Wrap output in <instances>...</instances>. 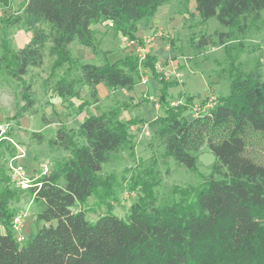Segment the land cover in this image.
<instances>
[{
  "label": "trees",
  "instance_id": "16d2710c",
  "mask_svg": "<svg viewBox=\"0 0 264 264\" xmlns=\"http://www.w3.org/2000/svg\"><path fill=\"white\" fill-rule=\"evenodd\" d=\"M168 1L23 0L17 10L0 18V73L17 80L23 100L13 119L34 105L31 85L23 76L30 67L42 65L44 46L50 40L51 72L68 65L53 90L70 108V99L78 97V85L89 86L88 97L94 102L98 83L131 90L140 80V67H146L160 85L163 113L149 120V126L165 155L194 169L195 153L206 142L215 157L212 174L196 188L181 191L183 201L158 207L149 199L132 206L124 218L106 213L91 223L83 210L74 208L101 186L102 164L110 152L129 141L130 126L137 120L120 119L125 106L117 105L88 114L77 129L61 123L51 142L69 154L50 170L39 172L28 187L13 185L7 167L0 164V264H264L262 73L231 71L227 93L215 97L213 107L192 116L185 112L192 107L193 95L178 105L169 104L168 90L177 81L157 72L153 53L141 64L133 53L101 64L71 54L72 41L94 46L95 31L90 26L102 21L112 22L113 29L141 43L138 23ZM194 3L203 21L215 17L221 25L241 31L245 26L239 24L241 19L257 21L264 12V0ZM16 25L31 32L21 48L11 44L10 28ZM85 105L75 110L80 112ZM33 136L42 141L40 133ZM25 194L36 204L34 215L42 224L18 242L11 222Z\"/></svg>",
  "mask_w": 264,
  "mask_h": 264
},
{
  "label": "rangeland",
  "instance_id": "374dc122",
  "mask_svg": "<svg viewBox=\"0 0 264 264\" xmlns=\"http://www.w3.org/2000/svg\"><path fill=\"white\" fill-rule=\"evenodd\" d=\"M22 1L0 0V18L17 10ZM173 14L176 15V20L174 23L172 21L169 23L167 18L171 19ZM179 14H185L186 20L184 22L177 16ZM156 16L161 17V25L154 26L144 36L152 35L155 40H162L164 46H167L174 54L173 57L157 59L164 66L170 64V61L173 62L176 65L175 71L181 73L180 78L174 74L170 76V79L177 81V85L169 88L172 90H168L169 104L172 105L171 103H173L175 106L183 103L186 96H194L192 107L185 112L187 115H192L195 106L207 102L208 97H217L227 93L230 81L229 74L231 71L236 72L235 69L243 73L258 69L264 77V12L257 21H243L241 19L239 24L245 23L242 31L236 26L225 27L221 25L215 17L203 21L195 11L194 0H189L187 3L183 0H169L167 4L158 8ZM164 16V22L166 20L167 23L162 24ZM103 27L110 31L111 29L108 27L112 28V22H105ZM19 28L21 27L17 25L11 27V35ZM112 31L107 43L98 45L100 51L109 50L108 56L105 59L99 57L98 60L89 59L84 62L95 64L105 61L112 62L120 56L118 47L121 43L119 36L121 32L113 28ZM220 32L222 33L221 36H219ZM95 37V40L98 41L96 33ZM127 41L130 40L125 37L122 48L127 47ZM50 44V40L45 43L42 65L33 69L29 68L26 74L27 81L32 80L31 82L34 84V90L32 91L31 88L30 91L34 100L33 107L26 111L25 117L20 120V123H18V119L8 118L5 120L9 123L5 131L9 132L7 137L10 136L12 141L6 148H4L5 146L0 147V154L4 156L0 164L4 168L7 166L8 157L16 153V146H20L22 149L26 148L30 153H35L48 170L51 169L55 161L53 159L54 154L58 156L57 161L65 158L64 154H69L68 150L51 142L53 138H56L57 127L67 118L61 115L60 106L49 101L51 96L47 93L50 90L54 92L53 83L59 76L65 74L68 65L51 72L54 57L48 53ZM152 49L153 47L151 51ZM131 53H133L132 50ZM0 77L10 78L6 74H1ZM10 81L18 87V84H15L17 83L16 80L10 79ZM82 85L84 84L77 86L79 94ZM43 90H45L46 96L42 94ZM178 90L185 92L179 93ZM8 91L9 93L4 95V103L10 108L11 114H14L19 107L18 100L22 103L23 100L17 95L14 96L10 89ZM88 95L89 92L78 106L85 103L84 108L90 114L93 112L100 114L114 106L122 105L120 101H128V97L124 98L123 95L117 94L114 98H102L94 108V106H89L93 101L89 99ZM76 98L78 97L72 99ZM63 103L66 108H70L68 102ZM128 103L131 106L124 107L120 113L121 115L124 111V114H127L124 116L126 119H121L134 118L137 120L131 125L133 128L129 129V141L116 151L110 152L108 160L102 164L100 171L101 186L87 196L84 201L77 203V207L74 208V210H83L86 219L91 223H95L100 215L106 213L124 218L132 206L149 201V199L152 200L154 206L158 207L181 202L183 201L181 191L196 188L207 176L212 174L215 157L206 142L195 153L196 166L194 169L180 164L172 156L165 155L162 144L154 136L149 126V120L163 113L164 108L158 101V93L155 95L137 94L135 103L130 101ZM136 104L138 109H133ZM72 106L70 110L74 111L75 107L72 108ZM69 124L72 128L77 129L73 122ZM34 132L42 135V141L37 136H33ZM77 141L78 143L83 142L81 137H78ZM41 168L40 164L37 165L35 171L33 170L34 174L31 175L35 176L39 171L38 169ZM32 176H30L31 182ZM213 176L219 178L221 175L214 174ZM17 206L20 209L27 208V214L36 210V204L30 201L28 194L23 195ZM29 234L26 233V239L30 237Z\"/></svg>",
  "mask_w": 264,
  "mask_h": 264
},
{
  "label": "crops",
  "instance_id": "0c3cea01",
  "mask_svg": "<svg viewBox=\"0 0 264 264\" xmlns=\"http://www.w3.org/2000/svg\"><path fill=\"white\" fill-rule=\"evenodd\" d=\"M164 4H167V2L164 3ZM158 16H156V13H155L149 19L144 20V21H140L138 23L137 35L143 37L154 26L161 25L160 24L161 17H158ZM177 16H179L181 18L182 22H184V20H186L185 14H179ZM164 19H165V16L162 19V24L163 23H167L166 20L164 22ZM167 20H168L169 23H170V21H172V23H174L175 20H176V15L173 14L171 16V19L167 18ZM105 22H109V21H104L102 23H95V24H92L90 26L95 31L96 35L98 36V41L95 40L96 42H95L94 46H91V47L90 46H86V45H84L82 43H79L77 41H72L69 44V48L71 50V54L74 57H76L80 61L84 62L85 60H89V59L90 60L91 59H97L98 60L99 57H103L105 59V57L108 56V53H109L108 51L109 50L105 49L104 51H100L98 49V47H99L98 45L100 43H102V44L103 43L104 44L107 43V40H109V37L111 36V34L113 32L111 27H108V28L111 29L110 31L108 29L107 30L104 29L103 25L105 24ZM119 36H120V39H121V43L119 44V47H118V51L120 53V56L118 58H120V57H122L124 55L130 54L131 50H132V48L127 46V45H126L127 47H123L122 48L123 40L125 39V36H123L122 34L119 35ZM30 38H31V32L30 31H26V30H24L22 28H19L10 36L12 47L13 48H21V47H23L30 40ZM151 52L154 55H156L157 58H159L160 60L164 59V58H169V57H173L174 56L172 51H170L167 46H164L162 40H160V39L155 40L154 45H153V49H152ZM159 59H157V60L159 61ZM88 63H90V62H88ZM97 64H101V63H97ZM38 67H40V66H38ZM30 68L33 69V68H36V67H30ZM146 72H147V75H148L147 81L146 82H141V77H140L139 82L131 90H127V89H124V88H121V89L120 88H109L106 85H104L103 83H98L96 85L98 100L94 101L89 106L90 107L94 106V108H95L100 103L102 98H104V97L105 98H109V97L110 98H114V97H116L117 94H121V95L124 96V98L128 97V101H124V100L120 101V104L124 105L125 107H130L131 105H128L129 104L128 102L130 101V102H134L135 103V96L137 94L147 93L148 95H155L156 93L159 92L158 82H157V80L154 77L151 76V74H150L148 69H147ZM1 74H4V73H0V75ZM10 79L13 80L14 78L10 77V78L4 79L3 77H0V125L6 124L7 121H5V120L8 119V118H12L14 116L15 112L23 104L22 101L18 100L19 101V105H18L19 107L14 112V114H11L10 108L5 105V103H4V101H5L4 95H7L9 93V91H8L9 89L13 93L14 96L17 95V96L21 97L19 85H18V87H16L17 85L15 86L14 83H12V81H10ZM23 79L27 83H29L31 85V88H32V91H33L34 90L33 89L34 84L31 82L32 80L31 81H27L26 74L23 76ZM41 81H43V80H41ZM15 84H18V82L15 83ZM45 90H43V92H42L43 95L46 93ZM169 90H172V89H169ZM88 92H89V86L87 84L82 85L81 86V92H80L78 98H76V99H72L71 98L70 99V103L73 104L72 108L78 107V104L80 102H82L83 98L86 97ZM178 92L179 93L180 92L184 93L185 91L178 90ZM47 94L51 96L50 99H49V101L51 103L56 104V106L57 105L60 106L61 113H62L61 115L63 117H65V118H67V119L69 118L68 120L66 119V120L62 121V123L66 124L67 127H72L69 124L71 122H73L74 127H78L82 123L84 117L87 116L88 114H90L89 111L86 110V108H84L80 112L79 111L77 112L76 110H74L75 111L74 112L73 110H70V108H66L64 106L63 101H62V98L60 96H58L55 92H52V90H50V92L47 93ZM47 94H45V96ZM117 99L119 100V98H117ZM118 100H115V101L117 102ZM89 106H87V107H89ZM133 109H138V105L136 104ZM133 109H132V111H133ZM25 114H26V111L23 112L20 115V117L17 118L18 119V123H20V120L25 117ZM91 114H97V113L93 112ZM124 116H127V114H124V111H123L122 114L120 115V119L121 118L122 119H126V117H124ZM70 117H72V120H70ZM7 124L9 125V123H7ZM4 134H6V131L4 132ZM2 138H4V143L2 145H0V147L3 148L5 146L4 148H6L7 146H9V142H11L12 139H11L10 136L7 137V135H2V136L0 135V139H2ZM5 150H7V149H5ZM66 156H67V154L66 155L64 154V157H66ZM2 158H4V156H3V154H0V161H1ZM53 159H55V161H54V163H55L58 160V156L54 154L53 155ZM14 162L23 164L26 167L27 174H28L29 177L32 176L31 174H34L33 172L35 171V168H36L37 165L40 164V166H42L44 164V163H41V161L37 158V155L35 153H30L29 151H27L26 148H23V154L22 155L19 154V152L17 151V148H16V153L13 154V156L10 155L8 157V162H7V166H6L7 167V172H9V164L10 163H14ZM38 170L39 171H37V174L42 171V168L38 169ZM35 176H32V180L34 179ZM41 224L42 223L39 222L36 219V217L34 215V212L28 213L26 218H25V222H24L25 235H26V233L27 234L30 233L29 235L31 237L33 235V233L35 232V230Z\"/></svg>",
  "mask_w": 264,
  "mask_h": 264
},
{
  "label": "built area",
  "instance_id": "2783aa9c",
  "mask_svg": "<svg viewBox=\"0 0 264 264\" xmlns=\"http://www.w3.org/2000/svg\"><path fill=\"white\" fill-rule=\"evenodd\" d=\"M1 15V12H0ZM155 39L152 35L142 37L141 43L136 41H127L126 45L132 48L134 55L137 57L138 62L141 64L147 57L149 53H151V48L153 47ZM156 70L158 73L162 75L165 79H170L171 74L176 75L180 78L181 73L176 72V65L170 61V64L167 66L161 65L159 61L156 62ZM141 82H146L148 79L147 75V68L141 66ZM174 105L173 103H171ZM178 104V103H177ZM215 104V97H208L207 102L202 105L195 106L194 111L191 113L192 116H195L199 113L205 112L208 108L213 107ZM8 127V124L0 125V135L2 136L3 132H5V128ZM133 128V126H130ZM17 151L20 155L23 154V149L20 146H16ZM48 168L43 164L42 165V172L47 171ZM8 175L10 177L11 182L16 187L26 188L31 184V179L27 174L26 167L21 163H10L9 164V172ZM27 208L20 210L12 219L11 222V229L14 234L16 241L23 242L26 239L24 233V222L27 216Z\"/></svg>",
  "mask_w": 264,
  "mask_h": 264
}]
</instances>
